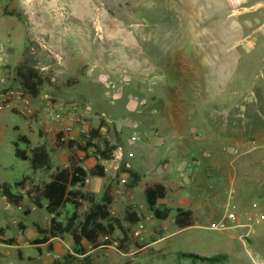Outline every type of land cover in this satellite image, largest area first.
Here are the masks:
<instances>
[{"label":"rangeland","instance_id":"obj_1","mask_svg":"<svg viewBox=\"0 0 264 264\" xmlns=\"http://www.w3.org/2000/svg\"><path fill=\"white\" fill-rule=\"evenodd\" d=\"M263 40L264 0H0L9 76L27 61L45 80L38 99L21 97L26 108L11 104L0 111V184L30 173L14 155L23 132L16 125H28L33 145L45 141L55 150L53 165L61 166L57 136L77 141L83 128L105 121L103 135L119 148L96 193L111 183V215L126 227L128 209L141 219L131 227L128 251L118 248L117 230L112 245L102 236L98 248L85 242L88 252L77 255L69 235L35 244L44 238L38 227L48 230L52 216L35 207L26 215L28 199L14 207L0 195V264H57L68 251L72 264H264ZM69 79L78 83L68 86ZM49 104L61 118L74 112L69 130L54 120L51 128L42 124ZM206 128L214 142L205 140ZM175 133L187 140H171ZM190 138L198 146L193 154L186 149ZM218 140L222 146L212 148ZM122 167L139 172L136 187ZM35 179L40 184L49 175ZM157 183L167 188L159 206L191 209L193 226L178 229L175 212L165 221L153 217L145 192ZM231 194L238 224L262 216L248 237L243 227L220 228ZM9 239L15 244L3 243Z\"/></svg>","mask_w":264,"mask_h":264},{"label":"trees","instance_id":"obj_2","mask_svg":"<svg viewBox=\"0 0 264 264\" xmlns=\"http://www.w3.org/2000/svg\"><path fill=\"white\" fill-rule=\"evenodd\" d=\"M14 77L25 95L32 99L39 98L45 80L34 66L25 61L17 67ZM77 83L75 79L67 81L68 86ZM12 112L18 114L15 109ZM105 126V121H102L97 127L89 128L87 134H82L77 141H62L64 136L60 133L57 136L58 145L69 150L68 163L66 167L58 168L51 174L50 181L36 184L32 176L27 174L14 184L7 182L0 184V190L9 204L20 206L27 197L34 207L45 208L53 216L48 230L38 227V234L43 235L44 238L37 240L35 244L46 243L53 238L62 239L65 235H69L73 242V253L85 255L88 252L85 242L93 248H98L101 245L100 238L105 236L108 237L105 244L112 245L110 238L119 230L121 236L116 239L118 248L125 252L129 250L132 242L131 227L141 221L138 214L130 209L126 211L124 221L129 224L126 227L120 218L113 217L110 213L109 207L114 202L111 184L105 187L101 196L87 189L90 177L106 176V166L102 161L114 160L119 148L103 135ZM15 129L19 130L18 127ZM74 145H77L76 150ZM13 147L15 157L20 161H28L33 173H48L51 170V151L46 143L33 145L27 135L18 134ZM78 152H84L87 157L91 153L97 160L95 166L86 170ZM120 172L128 174L131 187L138 185L139 172L125 167H122ZM166 197L167 188L163 184H155L146 189L145 199L153 217L165 221L175 212L174 222L178 229L183 230L193 226L194 212L191 209L159 206V201ZM30 212L29 208L25 214L29 215ZM62 216L63 219H60ZM0 234H4L3 229L0 230ZM3 243L13 245L15 240L9 239ZM74 259V255L68 251L62 256V261H57V264H72ZM208 261L213 264L218 263L219 259Z\"/></svg>","mask_w":264,"mask_h":264},{"label":"built area","instance_id":"obj_3","mask_svg":"<svg viewBox=\"0 0 264 264\" xmlns=\"http://www.w3.org/2000/svg\"><path fill=\"white\" fill-rule=\"evenodd\" d=\"M7 59H8V53L5 48V46L0 42V111L4 108V106H9L11 104H14L17 100L21 101V97L24 95L23 90L21 89L20 84L15 80V77H10L8 72H7ZM115 81L112 79L111 76L107 77L106 80V85L108 88L113 89L115 87ZM132 102L138 103L141 102V104L144 103V101H141L138 96H133L130 99ZM73 110L76 109V106H71ZM46 115L50 119L54 121H64L70 123V125L74 124V122L77 120L75 118L74 112H68L66 116H63L62 118L60 117V114L57 112V108L53 104H49L48 107L46 108ZM61 118V119H60ZM70 127H66V130H69ZM82 134H87L88 129L83 128L81 131ZM194 132V131H193ZM62 141H66L67 137L64 136ZM257 141L251 142L253 144V149L256 148ZM235 153L238 151L235 150ZM208 157H210V154H207ZM232 195L228 199L229 203L227 205V213L223 217V219L220 221V228L222 229H229L231 227H243L244 233L243 237H248L253 231L254 225L259 224L262 221V216L259 214H256L254 216L249 217V222L246 224H238L237 223V215L234 211V205L232 203ZM257 205L255 204L254 207ZM228 223L233 224L232 226L228 225Z\"/></svg>","mask_w":264,"mask_h":264},{"label":"crops","instance_id":"obj_4","mask_svg":"<svg viewBox=\"0 0 264 264\" xmlns=\"http://www.w3.org/2000/svg\"><path fill=\"white\" fill-rule=\"evenodd\" d=\"M264 41V40H263ZM263 59H264V55H263ZM15 107H17V108H26L25 106V103L23 102V101H16L14 104H13ZM52 119H50L49 117H47V115H46V113H44V117H43V121H42V124L46 127V128H51V124H52ZM58 123H60L61 125H63V126H65V128L66 127H69L70 126V123H68V122H64V121H62V120H60V121H57ZM16 127H18L19 128V131H23L22 132V134H25V130H27L29 127H28V125H26L24 128L22 127V126H20V125H16L14 128H16ZM206 141L208 142H214V140H213V137L211 136V134H213V132L211 131V130H209V128H206ZM193 132V131H192ZM181 134V133H180ZM179 133H175V135L171 138V140L172 139H178V140H180V139H182V138H184L185 140H187V137L186 136H184V135H180ZM196 134V133H195ZM26 135V134H25ZM259 138L260 139H264V133H259ZM29 137V136H28ZM188 137H190V136H188ZM30 138V137H29ZM228 138H230L231 139V137H228ZM30 140L32 141V139L30 138ZM168 141H162L161 142V144L160 145H163V144H165V143H167ZM32 143H33V141H32ZM43 143H46L45 141H43L41 144H43ZM178 143V142H177ZM219 143V140H218V142L217 143H214V145H212V148H216V149H219L222 145H220V144H218ZM243 143V146L244 147H248V143H245V142H242ZM47 144V143H46ZM188 147L186 148V144H185V148L188 150V153H190V154H193L194 152H196V150H197V142H195V141H192V138H190V140H188ZM39 145V144H38ZM48 145V144H47ZM159 145V146H160ZM22 146H24V145H22ZM48 147H49V145H48ZM63 150H61L60 151V149L58 148L57 149V151H58V153L59 154H61V160H62V165L60 166V165H58V164H56L55 166L53 165V162H54V159H53V152L55 151L54 149H52L51 150V148L49 147V149H50V151H51V161H52V168H51V170L48 172V173H43V174H45V175H49V179L47 180V181H45V182H48V181H50V178H51V174H53L58 168H63V167H66L67 166V163H68V154H69V150L67 149V148H63V147H61ZM174 148H176V150H175V152H179L178 150V148H179V146L178 145H176ZM248 151V150H247ZM250 151V150H249ZM248 151V152H249ZM81 153V152H80ZM84 153V152H83ZM85 154V153H84ZM207 152H203V153H201V155L204 157V158H206V157H208L207 156ZM78 155H79V158H81V159H83V166H84V168L86 169V170H89V169H91L92 167H94L95 166V164L97 163V160L91 155V153L89 154V157H87L86 156V154L84 155V157H81L80 156V154H79V152H78ZM162 156H164V157H166V156H169V155H165V154H162ZM170 156H172V155H170ZM115 157H116V153H115ZM177 157V156H176ZM135 159V158H134ZM134 159H133V162H132V166L134 165H137V164H135L134 163ZM114 160H115V158H114ZM114 160H112V161H114ZM112 161H109V162H103L102 161V163L106 166V176L104 177V178H99L100 180L99 181H97V183H95V185H91V188L92 189H88V190H90V191H92V192H94L96 195H97V193H96V191H99V187H100V185H102L103 184V181H104V179H106L107 178V174H108V164L109 163H111ZM23 162H27L28 164H29V168H28V170H30V173H28V175H30V176H32V178L34 179V182L36 183V179H35V176H36V174H38V173H42V172H37V173H33L32 172V170H31V168H30V163L28 162V161H23ZM200 164H201V161H195V162H193V164H192V166L193 167H196V168H198L199 166H200ZM167 164H165V166H166ZM157 166H160V163H159V160H157ZM132 169H134V167L132 168ZM135 170V169H134ZM136 171V170H135ZM138 172V171H137ZM27 175V174H26ZM25 176V175H24ZM23 178V177H22ZM94 178H98V177H94ZM91 177L88 179V182H87V184H91ZM20 181V180H19ZM18 182V181H17ZM16 183V182H15ZM37 184V183H36ZM41 184V183H40ZM108 184H111V183H108ZM107 184V185H108ZM157 184H162V183H157ZM106 185V186H107ZM112 185V184H111ZM106 186H104V187H106ZM114 186L112 185V194H113V197H114V193H113V188ZM105 190V189H104ZM103 190V191H104ZM20 192V191H19ZM103 193V192H102ZM0 195L2 196L1 198L3 199H5V197L3 196V194H2V192H1V190H0ZM102 195V194H101ZM100 195V196H101ZM98 196V195H97ZM25 199H28L27 197H25L24 198V200H23V202L25 201ZM6 200V199H5ZM28 201H29V199H28ZM160 201H162V200H160ZM160 201H159V203H160ZM7 202V201H6ZM22 202V203H23ZM30 202V201H29ZM8 203V202H7ZM21 203V204H22ZM9 204V203H8ZM20 204V205H21ZM31 204V203H30ZM11 205V204H10ZM13 206V205H12ZM14 207H16V206H14ZM18 207V206H17ZM32 207H34L32 204L30 205V209L32 208ZM36 208V207H35ZM38 209V208H37ZM39 210H45V211H47L45 208H43V209H39ZM48 213V212H47ZM49 214V213H48ZM52 216V215H51ZM52 218H53V216H52Z\"/></svg>","mask_w":264,"mask_h":264},{"label":"bare ground","instance_id":"obj_5","mask_svg":"<svg viewBox=\"0 0 264 264\" xmlns=\"http://www.w3.org/2000/svg\"><path fill=\"white\" fill-rule=\"evenodd\" d=\"M101 26V25H100Z\"/></svg>","mask_w":264,"mask_h":264}]
</instances>
